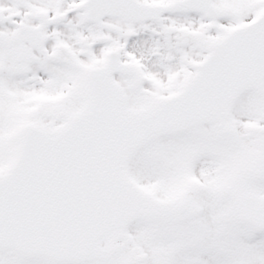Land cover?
<instances>
[{
    "label": "snow or ice",
    "instance_id": "obj_1",
    "mask_svg": "<svg viewBox=\"0 0 264 264\" xmlns=\"http://www.w3.org/2000/svg\"><path fill=\"white\" fill-rule=\"evenodd\" d=\"M0 264H264V0H0Z\"/></svg>",
    "mask_w": 264,
    "mask_h": 264
}]
</instances>
